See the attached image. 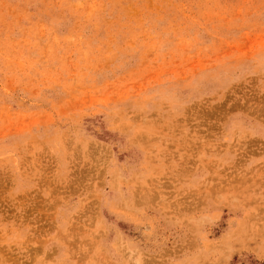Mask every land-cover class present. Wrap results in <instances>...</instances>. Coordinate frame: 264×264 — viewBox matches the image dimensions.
<instances>
[{
  "label": "rangeland",
  "instance_id": "374dc122",
  "mask_svg": "<svg viewBox=\"0 0 264 264\" xmlns=\"http://www.w3.org/2000/svg\"><path fill=\"white\" fill-rule=\"evenodd\" d=\"M0 264H264V0H0Z\"/></svg>",
  "mask_w": 264,
  "mask_h": 264
}]
</instances>
